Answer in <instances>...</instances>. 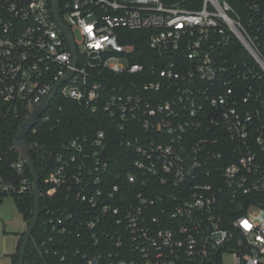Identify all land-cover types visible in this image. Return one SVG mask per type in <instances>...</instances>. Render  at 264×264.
<instances>
[{
	"label": "built area",
	"instance_id": "obj_1",
	"mask_svg": "<svg viewBox=\"0 0 264 264\" xmlns=\"http://www.w3.org/2000/svg\"><path fill=\"white\" fill-rule=\"evenodd\" d=\"M54 4L0 0V121L69 76L28 137L94 122L44 163L42 262L264 264V0H61L76 54ZM30 193L0 155V202Z\"/></svg>",
	"mask_w": 264,
	"mask_h": 264
},
{
	"label": "trees",
	"instance_id": "obj_2",
	"mask_svg": "<svg viewBox=\"0 0 264 264\" xmlns=\"http://www.w3.org/2000/svg\"><path fill=\"white\" fill-rule=\"evenodd\" d=\"M57 98L52 105L51 109L56 108L58 103ZM74 102L67 100L63 102V109L61 111L52 112V118L50 121L42 122L31 130L28 137L29 145L32 149V158L35 163L38 173L42 177L41 185L44 189V177L48 174L49 170L45 167L44 163L52 161L56 152L69 140L71 137L76 136L79 132L84 133L89 130V125H93V121L88 113L75 107ZM47 112L46 114H48ZM45 114V115H46ZM28 115L26 108L9 114L6 118L0 121V155H3L6 159L17 156V151L13 146L14 138L19 130L21 124L25 121ZM18 207L23 211L24 218L30 222L34 213V195L24 194L15 197ZM42 210L43 214L36 229L33 233V237L28 246L26 262L25 264H44L43 258L38 251L36 243L41 241L44 236H47L48 229L45 224V206L50 203V199L44 194L42 197ZM22 241V240H21ZM21 242L19 244L20 249ZM18 252L13 257L14 264L18 263Z\"/></svg>",
	"mask_w": 264,
	"mask_h": 264
},
{
	"label": "water",
	"instance_id": "obj_3",
	"mask_svg": "<svg viewBox=\"0 0 264 264\" xmlns=\"http://www.w3.org/2000/svg\"><path fill=\"white\" fill-rule=\"evenodd\" d=\"M60 2L61 0H55L54 4V13L57 22L59 23L60 27L66 32V34L69 36V39L71 41L72 47L76 54V46L74 43L73 35L70 31V29L67 27V25L63 22L61 14H60ZM77 61V58L75 56V63ZM69 76L58 82L49 92V94L44 98V100L38 105L37 108H35L32 112L29 113V115L26 117L25 121L21 124L19 127V130L14 138L13 146L19 156L24 160L26 166L28 167L30 173L33 177L34 182V213L33 217L26 228L25 234L22 238L19 254H18V263L17 264H25L26 262V256H27V250L30 243V239L36 229V226L38 224L40 214H41V188H40V174L38 173L35 163L32 158V149L29 145L28 141V133L30 129L37 123L38 119L42 116V114L46 111V109L49 107L50 103L54 99L57 89L59 85L64 82ZM104 155V152L102 153Z\"/></svg>",
	"mask_w": 264,
	"mask_h": 264
},
{
	"label": "rangeland",
	"instance_id": "obj_4",
	"mask_svg": "<svg viewBox=\"0 0 264 264\" xmlns=\"http://www.w3.org/2000/svg\"><path fill=\"white\" fill-rule=\"evenodd\" d=\"M77 40L80 36L76 33ZM27 228L23 211L13 195H5L0 202V264H14L13 257L18 252L22 236ZM230 264V257H225Z\"/></svg>",
	"mask_w": 264,
	"mask_h": 264
}]
</instances>
